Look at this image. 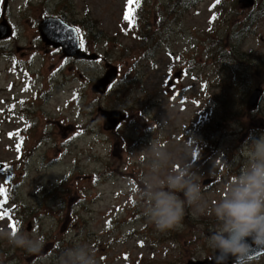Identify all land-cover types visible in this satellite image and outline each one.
<instances>
[{
  "label": "rangeland",
  "instance_id": "374dc122",
  "mask_svg": "<svg viewBox=\"0 0 264 264\" xmlns=\"http://www.w3.org/2000/svg\"><path fill=\"white\" fill-rule=\"evenodd\" d=\"M127 7L128 0H0V22L6 17L14 29L0 39V162L8 166L0 211L11 216L0 229L16 221L45 239L34 254L0 237V264H58L76 245L88 246L97 264L215 255L207 243L217 226L213 206L244 165L245 143L264 134V94L249 106L252 90L264 89V0L250 8L239 0H145L135 22L124 19ZM47 16L79 28L98 58L45 43L39 24ZM219 45L244 61L238 85L229 59L214 61ZM108 64L119 67L117 79L94 92ZM102 108L127 118L107 130ZM192 139L204 211L186 207L181 227L158 231L137 196L150 148L165 146L180 162ZM248 264H264V255Z\"/></svg>",
  "mask_w": 264,
  "mask_h": 264
},
{
  "label": "clouds",
  "instance_id": "9594fccd",
  "mask_svg": "<svg viewBox=\"0 0 264 264\" xmlns=\"http://www.w3.org/2000/svg\"><path fill=\"white\" fill-rule=\"evenodd\" d=\"M185 143L180 162L165 146H151V158L137 191L145 217L158 231L182 226L186 207L195 205L204 211L201 175L193 171L199 157L193 155L196 141ZM242 154L245 163L228 183L225 194L213 206L217 226L208 237V246L216 251L220 264H248L256 248H264V134L250 137ZM183 193V198H181ZM0 237L29 253H40L45 239L23 230L0 229ZM58 264H97L95 253L86 245L65 248Z\"/></svg>",
  "mask_w": 264,
  "mask_h": 264
},
{
  "label": "water",
  "instance_id": "95a60500",
  "mask_svg": "<svg viewBox=\"0 0 264 264\" xmlns=\"http://www.w3.org/2000/svg\"><path fill=\"white\" fill-rule=\"evenodd\" d=\"M257 0H239V3L244 8L252 7ZM76 27L69 25L62 18L55 16H48L43 18L39 24V31L42 39L49 45H53L56 48L62 47V50L66 56H74L78 59L96 60L98 55L93 52H88L79 46V33L73 31ZM13 29L6 18H3L0 22V39H5L12 35ZM109 68L106 73L99 77L93 85V91L98 93H105L108 91L109 86L114 82L119 73V67L116 65L108 64ZM179 75V73L177 74ZM264 94L262 87H256L252 90L249 96V106L256 108ZM102 114L105 121V129L114 130L121 122L127 118V113L121 109H103ZM114 155L121 154V148L119 145L114 146ZM199 164V163H198ZM0 166H3L0 163ZM264 255V248H256L252 254L250 260ZM186 264H220L217 259V254L212 258H206L204 260H189ZM227 264H232V260L229 259Z\"/></svg>",
  "mask_w": 264,
  "mask_h": 264
},
{
  "label": "snow or ice",
  "instance_id": "6c2138e0",
  "mask_svg": "<svg viewBox=\"0 0 264 264\" xmlns=\"http://www.w3.org/2000/svg\"><path fill=\"white\" fill-rule=\"evenodd\" d=\"M216 3L219 4L220 0H216ZM140 4V0H128V7L126 9L125 12V16L124 19L128 20L130 22H134V9H133V5H135L136 7H139ZM213 7H215V5H213ZM215 16L212 17L213 20H215ZM74 32L79 33V46L81 48L84 47V37L83 34L81 33V30L79 28H75L73 29ZM66 62V61H65ZM175 99V97H173ZM20 145H17V149L19 150ZM8 171V166H0V172H7ZM8 189L5 188L3 185H0V194H2L4 196L3 200H0V208L3 207V205L7 202L8 199ZM5 216H9V219H11V216L9 215L8 209H4V211H0V219L4 218ZM109 226L110 222H109ZM10 227L12 228L13 232L19 230L20 225L18 224V222L13 221L10 224Z\"/></svg>",
  "mask_w": 264,
  "mask_h": 264
},
{
  "label": "trees",
  "instance_id": "16d2710c",
  "mask_svg": "<svg viewBox=\"0 0 264 264\" xmlns=\"http://www.w3.org/2000/svg\"><path fill=\"white\" fill-rule=\"evenodd\" d=\"M145 0H140V4L139 7H136L135 5H133V9H134V21L137 19V13L140 9V7L142 6V3ZM219 40V39H217ZM224 40V39H223ZM239 53V52H237ZM214 61L219 65L222 66L224 62H226L227 59H229V63H227L228 65H231L230 68L228 67V70L231 72V74L233 75L234 78V83L236 85H238L239 79L241 78L240 72H238L237 70L240 68V66L243 64V60H238V55L236 54V50L230 49V50H226L223 51V46L219 45V47L217 48V51L215 53L214 56ZM233 61V62H232ZM227 66L224 68L226 69ZM253 76L252 75H246L247 80H250V83H253Z\"/></svg>",
  "mask_w": 264,
  "mask_h": 264
},
{
  "label": "flooded vegetation",
  "instance_id": "af4514ba",
  "mask_svg": "<svg viewBox=\"0 0 264 264\" xmlns=\"http://www.w3.org/2000/svg\"><path fill=\"white\" fill-rule=\"evenodd\" d=\"M258 258V257H257ZM256 259V258H255Z\"/></svg>",
  "mask_w": 264,
  "mask_h": 264
}]
</instances>
